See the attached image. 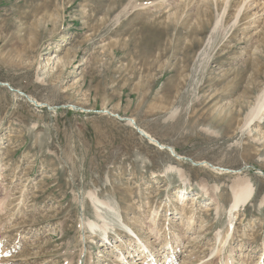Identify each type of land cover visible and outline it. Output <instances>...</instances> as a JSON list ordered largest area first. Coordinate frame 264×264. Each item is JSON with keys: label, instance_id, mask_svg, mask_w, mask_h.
<instances>
[{"label": "rangeland", "instance_id": "obj_1", "mask_svg": "<svg viewBox=\"0 0 264 264\" xmlns=\"http://www.w3.org/2000/svg\"><path fill=\"white\" fill-rule=\"evenodd\" d=\"M231 261L264 264V0H0V264Z\"/></svg>", "mask_w": 264, "mask_h": 264}, {"label": "bare ground", "instance_id": "obj_2", "mask_svg": "<svg viewBox=\"0 0 264 264\" xmlns=\"http://www.w3.org/2000/svg\"><path fill=\"white\" fill-rule=\"evenodd\" d=\"M263 107V104H261V103H259L257 106H255L254 108H253V110H252V113L250 114V120H253L255 117H258V114L260 113V111H261V108ZM133 121V124H135L136 125V122L134 121V120H132ZM229 123V122H228ZM142 135H143V133H142ZM147 137V136H146ZM175 152H177V150L175 151ZM235 187L233 188V195H234V199H233V202H232V204H231V206H230V208H229V211H230V214H236L237 212H238V210L240 209V207L242 206V205H245L253 196H254V187H253V185H252V183L250 182V181H248V180H244V181H242V182H240V183H238V184H235L234 185ZM219 190V189H218ZM90 197H91V199H92V201H93V203H94V205H96V204H105L103 201H102V199H98L95 195H93V194H91L90 195ZM96 209L97 210H99L98 208H97V205H96ZM96 215H98V218L100 217V218H103V216H102V214H100L98 211H97V214ZM183 219V218H182ZM181 223H183V221H181V222H178V225L179 224H181ZM88 225H89V227H94V226H96V224H94V223H91V222H89L88 223ZM104 225V224H103ZM104 227V226H103ZM142 243V242H141ZM140 243V244H141ZM142 246H143V248H149L150 246H148V245H144V244H142ZM151 246L153 247L154 246V244L152 245L151 244ZM140 248V247H139ZM141 249V248H140ZM127 250H129L128 251V255H130V256H128V255H126V257L127 258H129V257H131L132 255H134L135 254V251H138V249H137V246L135 247L134 245H131ZM142 253L144 252V251H141ZM151 253H153V252H151ZM146 255V254H145ZM144 255V257H146ZM126 257L124 256V259H126ZM150 261V260H149ZM129 263H131V261H129ZM229 264V263H228ZM231 264H233L232 263V261H231Z\"/></svg>", "mask_w": 264, "mask_h": 264}]
</instances>
